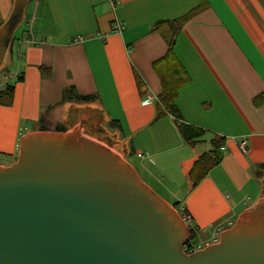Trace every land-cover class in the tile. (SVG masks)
<instances>
[{
	"label": "crops",
	"instance_id": "obj_1",
	"mask_svg": "<svg viewBox=\"0 0 264 264\" xmlns=\"http://www.w3.org/2000/svg\"><path fill=\"white\" fill-rule=\"evenodd\" d=\"M28 3L34 21L17 38L13 99L0 104L1 166L16 162L21 138L42 128H78L106 141L109 129L123 141L125 159L136 158L141 174L168 201L156 193L171 205L177 202L195 238L208 244L264 197V100L255 104L256 96H264V0H117L114 7L109 0ZM13 4L0 0V16L10 14ZM175 21L180 29L174 53L190 77L175 104L187 123L206 131L195 146L184 142L170 115L154 119L161 85L152 63L167 52ZM65 88L95 100L62 101ZM216 137L224 138L220 161L192 186L189 171ZM243 137L248 153L237 148Z\"/></svg>",
	"mask_w": 264,
	"mask_h": 264
},
{
	"label": "water",
	"instance_id": "obj_2",
	"mask_svg": "<svg viewBox=\"0 0 264 264\" xmlns=\"http://www.w3.org/2000/svg\"><path fill=\"white\" fill-rule=\"evenodd\" d=\"M27 1L0 26V64ZM97 140L78 128L21 138L17 161L0 165V264H264V198L186 254L173 205Z\"/></svg>",
	"mask_w": 264,
	"mask_h": 264
},
{
	"label": "trees",
	"instance_id": "obj_3",
	"mask_svg": "<svg viewBox=\"0 0 264 264\" xmlns=\"http://www.w3.org/2000/svg\"><path fill=\"white\" fill-rule=\"evenodd\" d=\"M179 29L180 24L178 22L175 21L174 23L170 24L169 30L167 32V52L152 63V67L157 73L161 85V92L158 95L155 104L156 113L154 119L170 115L175 121L177 130L184 142L190 146H195L196 144L202 142L206 131L200 127L187 123L183 119L175 104L179 89L187 84L190 80L188 73L179 63L174 53L175 35ZM43 68L44 67H40L41 70ZM135 81L139 93L143 95L145 86L137 74H135ZM12 99L13 85H7L4 89L0 90V104L9 105ZM67 100L82 104L95 100V96L78 95L74 92L73 88H65L62 93V101ZM263 100L264 96L258 95L255 97V104H260ZM111 126L119 127L116 121H112ZM41 130L43 131L46 129L42 128ZM56 131L65 132L66 129L63 126L57 125ZM210 144L212 147L211 150L200 155L198 159L194 161L189 171V179L192 183V186H196L207 175L208 171L220 161L221 156L219 154V149L224 145V138H213ZM172 205L176 210L179 209L177 202L173 203ZM183 211L186 213L185 210ZM191 234L195 237V230L193 228L191 229Z\"/></svg>",
	"mask_w": 264,
	"mask_h": 264
},
{
	"label": "rangeland",
	"instance_id": "obj_4",
	"mask_svg": "<svg viewBox=\"0 0 264 264\" xmlns=\"http://www.w3.org/2000/svg\"><path fill=\"white\" fill-rule=\"evenodd\" d=\"M30 7H31V4L30 3L26 4L25 10H24L23 19H22L21 23L18 25L17 29L15 30L13 39L11 41V45L7 49V51H6L5 55H4L3 61L0 64V90L1 89H4L6 87V86L2 85L3 82L5 81V79L9 80V83L11 85L14 84L17 81V77H15V75H13V73H14V71L16 69L17 60H18L17 59V56H16L17 47H18V45H17V38L20 37V34H21V32L23 30H25L27 28H30L32 22L34 21L32 19V15H31V12H30L31 11V8ZM8 15L9 14H6L4 12V15L3 16H0V23L4 20L3 18H5V20H6V18L8 17ZM1 25L2 24H0V26ZM10 50H12V51L10 52ZM32 126H35L36 128L37 127L42 128L43 125L36 126L35 124L32 125V123H31L29 125V127H32ZM108 130L109 129H107V132L104 133L103 135H107L110 140L106 141L105 137H104L105 140H103L102 139L103 137L101 136V139H98L97 141H99L102 145L109 147L110 150H112L117 155H119L120 157H122L124 160L127 161V159H125V156L123 155L124 154V152L122 151L123 149L122 150L120 149L121 147L124 148L123 141H120V138H119L118 134H115L114 132L111 133V132H109L110 130L109 131ZM4 134H5L6 139H9L11 133L9 131H6ZM85 137H87V136H85ZM93 140H95V139H93ZM128 161L131 162V163H129ZM128 161L127 162L129 164H132L133 165V168L136 170V172H137L138 176L140 177V179L145 184H149L153 190L155 189L157 192H159V190L155 186H153V184L150 183L145 178V176L143 174H141V172L138 169L137 163H136L137 162L136 158L133 157V156H131V157L128 158ZM159 193L163 196V198H165L166 201H168V199H167L168 197H165L161 192H159ZM192 236L193 235L190 232V239H191V241L198 242V239L197 238H194Z\"/></svg>",
	"mask_w": 264,
	"mask_h": 264
},
{
	"label": "built area",
	"instance_id": "obj_5",
	"mask_svg": "<svg viewBox=\"0 0 264 264\" xmlns=\"http://www.w3.org/2000/svg\"><path fill=\"white\" fill-rule=\"evenodd\" d=\"M109 1L111 3L112 7H114L116 2H117V0H109ZM114 29H115V31H120L122 29L121 24L116 22L115 25H114ZM27 40L32 42V39H27ZM237 148H238V150L241 153H248L249 150H250V148L248 147V139L244 138V137L242 139H240L237 142ZM220 150L224 151V146H221ZM177 212L179 213V215L181 216L183 221L188 225V227H189V229L191 231L192 227L190 225V217H189V215L187 213H184L182 208H179L177 210ZM192 237H194V236H192ZM218 239H219V237L215 238L213 243L217 242ZM206 245H208L207 242L206 243L194 242V241H191V239H190V240H188L186 242V244L183 245V251L186 254H191V253H193V252H195L197 250H200V249L204 248Z\"/></svg>",
	"mask_w": 264,
	"mask_h": 264
}]
</instances>
